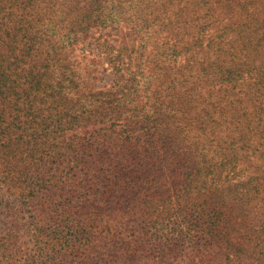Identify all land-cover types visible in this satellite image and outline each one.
I'll return each instance as SVG.
<instances>
[{
    "label": "rangeland",
    "instance_id": "374dc122",
    "mask_svg": "<svg viewBox=\"0 0 264 264\" xmlns=\"http://www.w3.org/2000/svg\"><path fill=\"white\" fill-rule=\"evenodd\" d=\"M0 1L8 6L17 2ZM228 1H233L241 22L248 23L240 33L234 32L238 17L227 15L229 10L221 3L212 6L216 15L210 18L207 9L194 0H33L34 14L49 26L54 43L67 32L62 14L69 16L72 7L90 9L82 23L98 20L102 13L100 20L105 21L91 27L88 38L75 48V60L91 78L84 79L81 89L111 88L118 72L136 64L144 66L148 79L152 76L148 68L153 65L142 64L148 59L143 57H156L170 47L187 51L171 66L174 78L191 57L214 61V73L217 66L229 67L224 77L213 74L206 80L193 75L182 87L185 97L177 102L173 97L174 105L164 112H192L198 143L213 147L221 132L231 133L236 146L246 148L239 153L246 151L253 157L233 166L223 154L213 153L210 162L192 165L184 155L182 161L194 171V186L175 190L174 207L122 215L125 219H118L109 206L95 210L68 205L65 196L61 205L57 201L62 199L53 194L54 198L42 195L41 204L36 205L33 182L25 176L15 186L3 182L0 160V264L48 260L51 264H199L196 244L203 239L252 245L248 248L251 263L264 255V148L252 149L264 136V79L260 76L264 41L259 52L250 46L256 44L253 30L264 35V0H249L255 4L249 6L250 13H243L238 5L248 0ZM48 6L50 10L44 12ZM11 10H3L0 19ZM258 10L262 14L257 15ZM6 24L11 27L13 22ZM241 62L243 70L237 65ZM4 102L0 97V104ZM205 170L210 171L207 176ZM216 228L219 236H210ZM213 256L211 264H227L222 253Z\"/></svg>",
    "mask_w": 264,
    "mask_h": 264
},
{
    "label": "trees",
    "instance_id": "16d2710c",
    "mask_svg": "<svg viewBox=\"0 0 264 264\" xmlns=\"http://www.w3.org/2000/svg\"><path fill=\"white\" fill-rule=\"evenodd\" d=\"M15 1L9 6L0 1V13L12 8L0 19V97L5 100L0 104L1 174L3 182L13 186L21 183L24 176L32 181L36 205L41 204L42 195L54 198L53 194L62 199L55 200L61 205H65V196L71 206L79 204L95 210L109 206L118 219L133 212L161 207L166 210L174 207L175 190L182 185L190 189L196 180L192 166L182 161L184 155L192 165L210 162L213 153L223 154L233 166L240 159L253 157L246 151L239 153L246 148L236 146L231 133L221 132L220 137L214 138L213 147L198 143L192 112H164L174 105L173 97L176 102L185 97L187 92L182 87L190 83L193 75L206 80L213 74L224 77L229 67L217 66L214 73V61L191 57L174 78L171 66L177 65L187 51L170 47L156 57H143L148 59L142 64L153 65L148 68L152 72L150 78H144V66L136 64L118 72L111 88L87 91L81 85L84 79L91 78L86 77L85 68L75 60L74 53L90 30L105 21L100 20L102 13L98 20L82 23L81 18L90 9L72 7L69 16L62 14L61 23L68 30L54 43L49 26L34 14L33 0ZM194 2L207 9L210 18L216 15L214 4L226 5L227 15L239 19L234 32L240 33L243 26H248L246 21L241 22L233 1ZM249 2L238 3L243 13H250L249 6L255 5ZM50 8L44 7V12ZM258 14H262L261 10ZM7 21L13 22L11 27ZM252 34L256 44L250 46L257 50L264 35L254 30ZM237 65L241 70L245 67L243 62ZM260 76L264 79V71ZM262 148L264 136L252 149ZM258 156L261 158L262 154ZM205 172L206 176L210 173ZM216 230L210 236H219ZM203 241L196 244L199 264H211L213 253H222L227 264H264V255L253 263L249 261L248 248L252 249V245ZM42 264H51V260Z\"/></svg>",
    "mask_w": 264,
    "mask_h": 264
}]
</instances>
